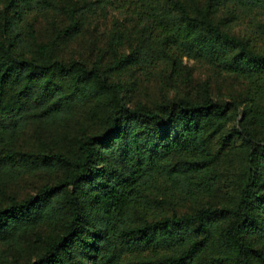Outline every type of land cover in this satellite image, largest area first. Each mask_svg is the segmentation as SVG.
Wrapping results in <instances>:
<instances>
[{"label": "trees", "instance_id": "1", "mask_svg": "<svg viewBox=\"0 0 264 264\" xmlns=\"http://www.w3.org/2000/svg\"><path fill=\"white\" fill-rule=\"evenodd\" d=\"M98 8L125 15L108 42L111 60L60 57ZM48 11L68 23L41 41L31 16ZM122 22H133L136 40ZM184 57L243 77L239 103L206 88L199 99L130 104L111 79L129 66L177 71ZM89 105L101 110L100 127L69 150L9 146L32 121L64 124ZM228 151L240 154L243 174L218 204L211 198ZM36 170L63 176L0 201V243L58 228L25 264H264V0H0V172L17 179ZM186 204L194 206L179 212Z\"/></svg>", "mask_w": 264, "mask_h": 264}, {"label": "rangeland", "instance_id": "2", "mask_svg": "<svg viewBox=\"0 0 264 264\" xmlns=\"http://www.w3.org/2000/svg\"><path fill=\"white\" fill-rule=\"evenodd\" d=\"M82 1L84 0H60L61 3L70 6ZM185 1L192 7L195 0ZM198 1L204 4L207 0ZM123 17L125 15L116 8H107L105 11L98 8L97 13L88 16L82 31L62 46L58 52L59 56L66 60L77 58L92 63L101 53L104 64L107 63L112 57L108 49L109 39L118 26H121ZM31 20L41 41L50 39L58 29L68 23L63 13L55 11L33 14ZM123 24L122 22V27L128 30L129 40L131 42L136 40L138 30L133 22ZM245 27V24H239L234 28L242 32ZM128 45L129 43H126L121 49L128 51ZM111 79L123 84L124 96L130 104L142 101L155 105L164 96L172 98L187 95L199 99L206 88L218 100H236L239 103L246 90L243 77L219 69L203 60L187 57H184L177 71L163 64L151 72L143 67L129 66L112 71ZM90 107L89 105V108L79 110L74 117L60 125H52L44 120H34L9 146L19 151L31 152L69 150L77 137L86 132H94L100 127L101 110ZM225 157L219 163L221 176L215 194L211 198L218 204L228 202L238 192L243 174L244 161L241 160L240 154L228 151ZM62 176V171L36 170L24 173L17 179H10L0 172V201L9 194H15L19 198L33 194L46 183H56ZM192 206L186 204L178 211L184 212ZM57 232V226L41 225L25 234L20 245L0 243V264H25L34 260L44 249L45 243Z\"/></svg>", "mask_w": 264, "mask_h": 264}]
</instances>
